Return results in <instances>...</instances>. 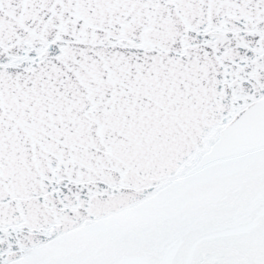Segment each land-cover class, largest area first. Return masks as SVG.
Instances as JSON below:
<instances>
[{"label": "snow or ice", "instance_id": "1", "mask_svg": "<svg viewBox=\"0 0 264 264\" xmlns=\"http://www.w3.org/2000/svg\"><path fill=\"white\" fill-rule=\"evenodd\" d=\"M0 264H264V0H0Z\"/></svg>", "mask_w": 264, "mask_h": 264}]
</instances>
